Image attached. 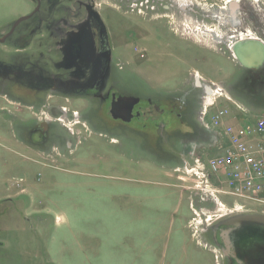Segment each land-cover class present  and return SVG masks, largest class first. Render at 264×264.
<instances>
[{
    "label": "rangeland",
    "instance_id": "rangeland-1",
    "mask_svg": "<svg viewBox=\"0 0 264 264\" xmlns=\"http://www.w3.org/2000/svg\"><path fill=\"white\" fill-rule=\"evenodd\" d=\"M79 1L89 2L63 0L74 12L80 10ZM147 1L149 5L141 6ZM181 3L188 5L185 11L175 0H96L95 9L124 82L119 85L121 92L154 96L166 108L170 104L163 95L181 98L185 89L193 98L190 106L197 122L202 89L196 87L195 75L222 85L240 65L229 51L235 40H224L214 48L213 40L206 43L188 34L194 29L201 32L205 25L220 37L232 34L229 28L234 27L228 25L227 30L223 22L211 19L212 11L225 7L227 0ZM241 7L239 20L244 24L238 30L252 32L264 43V0L246 1ZM35 9L33 0H0V37ZM18 31L0 43V59L7 67L32 59L39 66L34 71L37 80L47 79L62 61L55 51L57 43L44 30L25 52H19L20 43L14 40ZM44 96L46 106L45 110L40 107V113L51 108L60 114L50 115L51 123L63 135H59L62 145H72L67 149L71 158L64 162L19 150L13 138L14 116L0 113V264H229L207 229L237 214H264V206L229 197H222L221 205L203 204L204 192L199 187L204 183L186 171L184 161L194 165V153L205 162L220 153L210 133L200 128L206 137L195 142L177 133L173 145L180 148L170 149L172 145L158 137L157 129L163 121L169 130H186L176 111L159 122L145 124L146 119H140L130 129L120 125L117 133H96L85 119L74 118L88 107L85 100ZM239 105L242 109L230 104L233 116L264 115V103ZM8 106L27 112L17 105ZM97 108L95 117L91 116L97 128L105 129L98 119L108 125V131L116 128L113 120L104 118L106 107ZM127 130L135 132L127 136Z\"/></svg>",
    "mask_w": 264,
    "mask_h": 264
},
{
    "label": "flooded vegetation",
    "instance_id": "flooded-vegetation-1",
    "mask_svg": "<svg viewBox=\"0 0 264 264\" xmlns=\"http://www.w3.org/2000/svg\"><path fill=\"white\" fill-rule=\"evenodd\" d=\"M33 1L36 7L39 3L41 4L40 11L28 20L29 22L26 21V25L18 31L20 24L6 41L12 39L18 31V35L14 40L17 45L20 43L18 45V51L25 52L34 43V39L38 36L40 31L45 30L48 33V37H51L52 41L57 43L58 49L55 51L58 56L61 57L62 61L59 64V68L55 70V73L50 72L47 75V79L38 81L34 73L39 67L36 61L26 58L25 62H18V65L15 67H7L4 65L3 60L0 59V113L4 114L8 112L11 116H14L16 121L15 127L13 128V138L19 150L29 155H43L45 158H56L64 162L71 158L68 155L67 149H71L72 145L70 142H67L65 147L62 145L63 139H60V134L57 133L55 125L51 123L52 118L50 115L55 116L60 114L51 108L48 109L47 113H40L41 106H44L43 109L45 110L44 95H47V93L48 95L50 93L64 98L65 100H85L88 103V107L83 113L77 112L74 118L77 116V118L85 119L96 133L101 131V133L114 134L120 130V125L127 126L130 129V125H132L135 120L140 119H146L145 124L148 121L159 122V119L165 114L171 116L176 111V117L183 126L187 127L186 130H169L163 121L158 123L157 129L158 137L167 144L172 145L170 149L172 147V149H175V144L173 145V143L178 141L177 139L179 137L176 138L175 136L177 133H181L179 136L186 138L187 142H195L201 137H206L200 132V128H202L199 122L201 110L199 109L198 120L196 122L194 108L190 106V102L193 101V98L190 99V94L187 90L184 89L182 91L184 94L181 95V98H178V94L175 96L165 93L163 96L166 97L165 100L170 104H168L170 107L166 106V108H164L159 102V99L154 96L149 95L142 98L135 94L121 92L119 85H124V82L120 80L119 72L116 69L109 35L95 9L96 0H89V2L79 1L80 10L76 12L65 5L63 0ZM62 12L64 14L60 16ZM83 13H85V16H82ZM238 22L237 26H235V30H231V28L226 25L225 29L228 30L229 28L232 34L221 36L220 42L224 40H234L233 36L238 35V29H242L241 26L244 24L242 19L241 21L238 20ZM229 26L233 27L234 25L229 24ZM227 30H225V33ZM235 41V43L231 41L232 45L231 48H229L231 54L233 51V44L235 48V46L240 43V41ZM237 63L240 66L238 65L239 67L235 69V74L229 75V78H226L227 81L221 83L222 85L220 86L223 87L233 100H238L237 103L239 102L249 106L259 105V103L263 104L264 61L260 65H255L253 68H246L238 60ZM14 72H16L15 75L13 74ZM200 77L198 81L195 79V85L198 89H202V94H200V104L202 106L205 93V82L207 81L203 76L200 75ZM14 90H18L22 93L26 92L31 96H19L22 94L15 93L13 92ZM197 96L199 95L197 94ZM120 97H136L139 99V103L132 109L133 116L130 121L115 119L111 114L112 103L114 101L117 102ZM9 104L24 108L27 112L24 113L17 108L9 110ZM102 106H105L107 109L104 118L107 120L109 117L113 120V127H116L110 129L112 131H108L106 129L108 125L99 119L98 121L101 123V126L105 127L106 130L97 128L99 126L98 123L91 119V116H94L95 107L100 108ZM65 112L66 109H62L63 117L68 119L69 114ZM185 115L189 117L186 119ZM108 121L109 120H107V122ZM130 132L135 131L127 130V136ZM60 136L63 135L61 134ZM56 146L58 147V157L53 155ZM179 148L180 147H176L175 150ZM1 202L2 201H0V204ZM230 217L215 222L207 229V233L210 234L213 243L220 249L224 245L221 233L226 229L221 223ZM224 258L229 264H238L236 260L230 256L224 255Z\"/></svg>",
    "mask_w": 264,
    "mask_h": 264
},
{
    "label": "built area",
    "instance_id": "built-area-1",
    "mask_svg": "<svg viewBox=\"0 0 264 264\" xmlns=\"http://www.w3.org/2000/svg\"><path fill=\"white\" fill-rule=\"evenodd\" d=\"M195 78L198 81L201 77L196 74ZM231 103L242 109L222 86L205 82L199 122L212 135L214 145H219L220 153L207 162L194 153V165L186 160L184 168L202 179L203 204L221 205L222 197H229L264 206V115L233 116Z\"/></svg>",
    "mask_w": 264,
    "mask_h": 264
},
{
    "label": "water",
    "instance_id": "water-1",
    "mask_svg": "<svg viewBox=\"0 0 264 264\" xmlns=\"http://www.w3.org/2000/svg\"><path fill=\"white\" fill-rule=\"evenodd\" d=\"M39 3L29 15L16 21L10 31L0 37V43L15 32L16 28L30 20L40 11ZM235 58L246 68H253L264 61V43L262 41H243L234 48ZM257 62V63H255ZM139 103L136 97H120L111 106V114L115 119L130 121L132 109ZM226 227L221 233L224 245L221 247L224 255L230 256L238 264H264V214L241 213L232 216L221 223Z\"/></svg>",
    "mask_w": 264,
    "mask_h": 264
},
{
    "label": "bare ground",
    "instance_id": "bare-ground-1",
    "mask_svg": "<svg viewBox=\"0 0 264 264\" xmlns=\"http://www.w3.org/2000/svg\"><path fill=\"white\" fill-rule=\"evenodd\" d=\"M176 3L178 4L179 8H181L182 10L186 9L188 7V5L181 3L182 0H175ZM246 1H253V2H257L258 0H227V4L225 7L216 9L214 11H212L211 14H213V17L211 18L214 21H219L220 23H222V25L226 26L229 24H233L234 28L235 26H237V24L239 23V9H241L242 3H246ZM185 11V10H184ZM223 21H222V20ZM221 20V21H220ZM201 32H199L197 29H194L193 31H188V34H192L193 37H197L199 41H204V42H208L209 40H213L215 43V46H213L214 48L216 47V44L221 43L219 40L221 39L220 37V33H215L213 30H211L208 26L205 25V27L201 28ZM186 31V29H185ZM187 32V31H186ZM238 35L237 36H233L234 40L243 42V41H259V37L255 36L252 32H249V34H245V33H241V32H237ZM233 40V39H231ZM233 43H235L234 41H232ZM213 44V43H212ZM209 45L211 48H213L211 46V43L207 44ZM232 45V44H231ZM232 56L235 57L234 54V44H233V51H232Z\"/></svg>",
    "mask_w": 264,
    "mask_h": 264
},
{
    "label": "crops",
    "instance_id": "crops-1",
    "mask_svg": "<svg viewBox=\"0 0 264 264\" xmlns=\"http://www.w3.org/2000/svg\"><path fill=\"white\" fill-rule=\"evenodd\" d=\"M5 33V31H2V34ZM201 73V72H200ZM165 90H168V89H165ZM17 181H20V180H17Z\"/></svg>",
    "mask_w": 264,
    "mask_h": 264
}]
</instances>
